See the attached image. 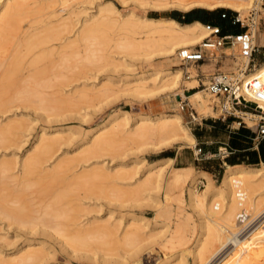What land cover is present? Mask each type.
<instances>
[{"label":"bare ground","instance_id":"1","mask_svg":"<svg viewBox=\"0 0 264 264\" xmlns=\"http://www.w3.org/2000/svg\"><path fill=\"white\" fill-rule=\"evenodd\" d=\"M44 1L46 0H0V111L5 106L19 101L24 106L31 105L46 113L48 117L56 115L65 102L62 99H54L50 93H47V90L67 85L74 78L83 75L89 68L93 67L92 69L97 68L98 70L104 67V63L108 61L106 55H103L101 45L105 44L103 34L108 24L117 26L132 36L144 35V42L127 41L119 45L121 48L138 51L150 47L153 51L149 55L159 53V56H164V62H174L177 60L176 55L179 51L202 44L204 39L211 35L210 31L199 22L180 24L171 18L152 19L134 12L121 16L113 8H100L96 16H87L88 18L83 20L84 23L80 31L76 32L74 41L65 42L52 51L43 50L35 53L36 47L42 44V39L38 36L26 35L21 31L19 18L27 14L32 6H39L38 4ZM173 1L184 12L195 7H202L206 9L229 8L242 14L249 8L252 0ZM141 3L145 6L166 9L171 7L172 2L170 0H141ZM54 37L49 36L51 39ZM120 47L118 48L121 49ZM130 52L134 54L133 51ZM252 74L264 80V64L256 68ZM124 83H128L126 91L131 96L160 94L164 103L169 102L167 98L170 95L178 103L179 95L173 94L178 85L183 84L187 89L196 87L191 77L182 81L179 71L165 74L155 72L150 74L148 79L135 77ZM103 87H105L103 93L111 92L110 87ZM82 94L78 99L80 103L92 104L97 99L92 93ZM181 97L184 95L181 94ZM187 99L201 111L214 109L202 91L193 92ZM222 103L223 108L230 109L228 103ZM233 112L242 113L238 110ZM129 124L128 118L114 114L107 124L90 133L87 139L89 146L81 148L74 157L64 159L49 170H45L43 165L50 162L62 143L66 144L68 141L66 137L61 136L66 132L65 130H56L52 135L42 129L31 151H27L28 153L22 160H18L17 157L14 160H0V218L5 219L8 226L17 225L26 229L28 233H42L53 237L65 251L70 249V253H75L80 248L84 249L95 243L99 248L112 253L119 248H128L129 251L125 252L127 255L133 252L129 253L128 257H136L143 247H141L142 220L131 218L126 230L120 236L117 232L121 222L110 225L106 221L93 228L77 225L73 229L69 226L70 223L78 220L74 216L78 207H75L76 204L72 205L73 200L70 197L78 193L77 190H83L86 194L96 189L98 191V186L102 184L99 183L101 180L111 179L109 174L101 173L103 170L86 172L88 174H84L83 171L82 175L80 173L78 176L73 174L72 178L68 177L79 162L86 163L104 154L115 155L114 147L120 141L133 142L151 138H157L161 142L193 141L191 134L182 124L181 118L174 112L161 113L154 118L141 116L132 125ZM24 128L20 120H11L4 124L0 122V150L4 152L12 147L15 148L14 151L20 150L22 142L19 132H22ZM12 156H15V152ZM17 163L20 175L14 176L11 172L16 168ZM128 172L121 170L110 176L115 177L116 175L118 179L127 178ZM198 181V177L193 172L177 174L169 181L164 179L161 169L149 168L144 172L138 189L139 187L143 189L142 191L139 189L141 193L162 191L161 200L156 199L155 201L159 209L165 207L167 201L172 200L193 210L198 208L200 216L209 215L210 217V223L206 222L202 226L200 235H195L198 238L193 243L190 241L195 234V227L191 228L187 224L191 217L186 216L184 221L179 217L172 232L167 226L166 235L165 233L160 234L164 238V241L160 242L163 250L172 251L178 248L177 264H186L185 258L188 256L192 257L191 264H264L263 255L252 254V252L264 251V209H262L264 206V168L252 170L226 165L222 183L229 205L222 215H220L223 209L221 192L210 193L212 185L206 177L205 190L199 194L196 191ZM118 191L113 190V193L109 191L114 195L102 192V196L106 195L104 197L109 201L112 196L113 201V198L120 194L124 198L128 194L129 199L127 200L134 206L139 203V199H135L137 195L139 198L138 191L126 193L123 190L120 194L117 193ZM206 199L209 208L208 211H203V203ZM246 217L250 220L244 224ZM40 243L38 246L30 241L26 242L16 250L14 257L9 259L0 257V264H42L45 260L42 253L44 244ZM36 246L38 248L35 249ZM172 256L174 253H170L161 264H170L168 260ZM116 257H120L119 254ZM103 263L111 264L107 260Z\"/></svg>","mask_w":264,"mask_h":264},{"label":"rangeland","instance_id":"2","mask_svg":"<svg viewBox=\"0 0 264 264\" xmlns=\"http://www.w3.org/2000/svg\"><path fill=\"white\" fill-rule=\"evenodd\" d=\"M170 1L172 2L170 8L158 9L149 5H143L141 0H67L63 2L59 0H46L38 4L39 6H32L27 14L21 15L19 18V25L21 31L25 32L26 35L38 36L42 39V44L36 47L35 53L43 50L52 51L65 42L74 41L78 33L77 31H80L79 29H81L82 23H84L83 20L92 15L96 16L97 10L100 8H113L121 16L129 12H134L137 15H143L152 19L169 18L172 10L184 12L174 4L175 1ZM203 9L216 11L217 13L224 9L229 10V12H234V10L229 8ZM239 17L244 23V26H241L240 23H237V26L242 30L249 26L250 30L254 33L253 43L258 46V50L254 54L253 61L256 64L260 63L255 67L256 69L264 63V0H261V2L260 0H252L249 8L243 11L242 14H239ZM122 19L125 18L122 17ZM50 35L55 37L51 39L49 38ZM103 36L105 44H102L105 46L101 45V50L104 53L103 55H106L105 57H107L108 62L106 61L107 63H104L102 61L104 63L102 69L96 70L97 68H89L83 75L74 78L75 80H71L67 85L47 90V93H50L51 97L54 99H62L65 102L61 109L56 112V115H49L48 117L46 113L35 109L31 105L24 106L19 101L5 106V108L2 109L3 111H0V122H2V124L8 121L10 122L11 120H20L25 127L22 132H19V137L22 142L20 150L14 151V147L4 152L0 150V160H14L15 157H17L18 160H22V158L31 151L36 142L37 135L42 129L52 135L56 130H65L66 132L61 136L66 137L68 142H66V144L62 143L50 162L43 165L45 170H49L64 159L74 157L81 148L89 146L90 143H88L87 139L90 133L98 127L107 124L114 114H120L122 117L125 116L129 119V125H132L133 122L141 116L154 118L161 113L174 112L181 118L182 124L191 134L193 141L161 142L157 138L133 142L120 141L116 143L114 147L116 152L115 155L104 154L98 158L90 159L86 163L83 161L79 162L76 168L68 175V177L72 178L73 174H77L78 176V174L81 173L82 175L83 171L85 174L86 172L91 173V171L100 170H103L102 172L100 171L103 174H109L111 179H105V181L101 180L99 183L102 184L100 187L98 186V191L96 189L94 190L95 192L92 191V193L88 192V194H86L83 190H75L78 193L74 194L70 199L73 200L72 205L76 204L75 207H78V211L74 212V216L78 220H75L74 223L72 222L73 224L70 223L71 225L69 224V226L73 227V229L77 225L78 227L84 226L86 228H93L98 224L106 223V221L110 225L121 222L117 232V235L120 236L126 230L128 221L131 218L142 220L141 225L143 229L141 231V239H143V241L141 247H143L136 257H128V255L133 253L131 251V253L129 252L130 254L128 253L127 255L125 252L129 251L128 248H119L115 253H112L109 250L105 251L99 248L95 243L91 244L89 247H84V249L80 248L75 253H70V249H68L69 251H65L53 237L42 233H28L26 229L18 227L17 225L8 226V222L0 218L1 258L9 259L14 257L16 250L30 241L35 245L43 242L44 250H42V253L45 256V260L42 264H104V260H107V262L111 264H161L165 258L169 257L170 253H174V256L169 259L170 261L168 260V263L177 264L178 248L172 251H164V248L160 244V242L164 241V238L161 237L160 234L167 231V226L172 232L179 217L183 218L182 220L184 221L186 216H190L191 220L187 222V224H189L191 228L195 227V234L191 237L190 241V243H193L200 235L202 226L205 225L206 222H209L210 217L209 215L200 216L198 214V208L193 210L188 206L180 205L172 200L167 201L166 206L159 209L155 205V201L156 199L159 201L161 200L162 191L156 193H141L140 191L143 189H140V187V191L138 189L144 172L149 168L161 169L163 170V176L166 181L174 178L177 174L183 175L187 172H193L199 180L196 183V191L199 194L205 190L206 177L209 178L212 185L210 193L221 192L223 197V209L220 214L222 215L225 208L229 205L227 193L222 183L226 165L238 166L239 168H250L252 170L264 168V160H259L258 163H248V159L242 157V155H247L248 151H232V149L228 148L227 151L232 152L225 155L226 153H222L223 149H216V145L219 143L213 141H223L226 135L225 130L222 128L217 126L215 128L207 127L206 130L204 129V117L208 118V120L215 119L219 122L234 121L233 123L230 122V124L234 126H237L236 122L239 121L240 118H243L251 125L249 117L243 112H233L240 118H236L234 115H227L223 118L221 112L227 110L228 107H225L226 109L223 108L221 105L222 101L209 97L202 84V82L205 83L208 81L210 75L218 68L220 70L233 69L235 65L234 60L231 56L224 59L223 53L230 52L236 55L239 52L238 47L225 48L224 46L216 50L215 53L218 56L216 60L218 62L215 63L214 60L204 62L201 67L203 74H199L200 81H197L194 77L196 73L195 68L189 65H182L177 55V60H174V62H164V56H159V53L149 55V53L153 51L150 47L135 51L123 49L119 46L120 44H125L127 41L144 42V35L132 36L129 32L120 30L117 26H112V24H108ZM198 47L199 44L190 49H196ZM130 51H133L134 54ZM185 70L188 71V77H191L196 85L194 90L189 93L192 94L196 91H202L207 101L214 108L213 110L201 111L191 102L187 101L188 99H186V102H189L187 110H180L179 104L173 99L172 95L167 98L169 102L164 103L160 94H150L151 96L145 95L140 97L131 96L130 93L126 91L128 83L124 82L133 80L135 77L148 79L149 75L155 72H162V74H165L166 72L179 71L182 81H184L188 78L185 77ZM63 73L70 75L67 72ZM103 86L110 87L111 92L103 93V89L105 88ZM185 88L183 84H180L177 86V89L173 91V94H178L179 96L183 94L187 98L190 94L186 95L184 93ZM82 93H85V95H87V93L88 95L92 93L97 99L94 103H90L91 105L80 103L78 99L80 94L83 95ZM179 96L177 97L178 100ZM224 103H227V101L225 100L222 104ZM190 107H192L195 114V120L191 119V116L188 114ZM199 119H203V128L201 130L196 121ZM246 129L250 131V129ZM251 145L252 144H249L248 146ZM205 146H208V149ZM198 147L201 148V152L196 155L195 152ZM207 150L210 152H207ZM252 150L256 149H250V151ZM13 152H15V156H12ZM18 165L17 163L16 168L11 172L14 176L20 175V168ZM121 170L129 171L127 174L128 177H125L126 179H118L116 175L115 177L110 176V174L114 175ZM112 189L114 191L121 190L120 192L124 190L123 192L126 191V193L129 191H138L139 198H137V195L135 199H139V203L134 206L132 202L127 200L129 199V197H127L128 194L126 195L127 198H124L119 191L117 193H119L120 196L117 193L116 195L122 198L119 199L116 198L118 196H114L115 198H113L114 200L112 201V196L110 197L113 193ZM108 190L112 191V193ZM102 192L103 194H107V192L111 193L108 195L111 201L105 198L106 195L102 196ZM217 200L220 201L221 199ZM203 207V211H208L209 205L207 199L204 201ZM262 209H264V206ZM249 220L250 218L246 217L244 224L249 222ZM195 235L198 236L195 237ZM34 248L36 249L38 247L36 246ZM117 254H119L120 257H116ZM252 254L264 256V251L252 252ZM191 258V256L185 258L186 264H191ZM262 262H264V257Z\"/></svg>","mask_w":264,"mask_h":264},{"label":"built area","instance_id":"3","mask_svg":"<svg viewBox=\"0 0 264 264\" xmlns=\"http://www.w3.org/2000/svg\"><path fill=\"white\" fill-rule=\"evenodd\" d=\"M220 18H231L233 24L240 23L244 26L239 13L229 12L224 9L219 12ZM206 30L210 31L211 35L204 39L202 44L196 49L181 50L177 56L180 63L184 66H193L196 70L194 75L197 81H200L199 74H203L201 69L202 65L206 61L214 60L218 61V57L215 53L219 48H232L238 47V54L234 55L229 53H223L224 59L231 56L234 60V67L230 70H220L219 68L213 72L208 81L204 85V90L212 99H218L224 102L225 100L230 105L229 110H223L221 112L222 117L227 115H234L236 118H240L233 113V110L242 111L249 120V125L243 118L237 121L238 126H244L252 132V147L257 148L259 142L264 138V80L257 78L253 75L256 64L254 60V54L258 50V46L253 43L254 33L247 26L244 30L236 34H222L221 27L212 23H204ZM264 57V48H263ZM264 62V61H263ZM199 69V72H198ZM185 77L189 76L187 70H185ZM195 88V87H194ZM194 88L184 89V93L189 95V92ZM186 97L179 96V109L187 110L189 102H186ZM188 101V100H187ZM220 103V102H219ZM188 114L191 119L195 120V114L190 107ZM222 153H230L227 151V147L224 146ZM201 148L198 147L195 154H199Z\"/></svg>","mask_w":264,"mask_h":264},{"label":"crops","instance_id":"4","mask_svg":"<svg viewBox=\"0 0 264 264\" xmlns=\"http://www.w3.org/2000/svg\"><path fill=\"white\" fill-rule=\"evenodd\" d=\"M218 13H217V15H218ZM194 22H199V21L196 20ZM218 22L222 26V34H236V33H239V32L242 31L237 25L229 24V20L228 19H218ZM199 23H201V22H199ZM206 23L214 24L213 21H209V20L206 21ZM202 24L204 25V23H202ZM203 119L205 121L204 122V129L205 130L207 129V127H214L215 128V127L218 126V127L222 128L223 130H225V132H226V135H225V138H224L223 141H220V140L213 141L215 143H219L218 145H216L217 146L216 149L226 146L227 148L232 149V151L233 150L244 151V150L256 149L254 151H256L258 153V145L259 144L257 145V148L252 147V145L248 146L249 144H252L251 141H252V135L253 134L250 131H248L244 126L231 125L230 122L233 123L234 121L219 122V121H217L215 119H209L208 120V118H206V117H204ZM203 119L196 120L197 121V125H199V129L200 130L203 128L202 127L203 126V124H202ZM232 140L236 141V142L238 141L239 148H241V149H237L236 146H234V149H233L232 142H231ZM205 147L208 149V146H205ZM207 152H210V151L207 150ZM258 158H259V160H261L259 155H258Z\"/></svg>","mask_w":264,"mask_h":264},{"label":"trees","instance_id":"5","mask_svg":"<svg viewBox=\"0 0 264 264\" xmlns=\"http://www.w3.org/2000/svg\"><path fill=\"white\" fill-rule=\"evenodd\" d=\"M169 18H171V19H173V20H175L181 24L192 23L196 20H198L201 23H206V21H208V20L213 21L214 24L219 25L221 27V32H222V26L219 24L218 19H228L229 24L237 25V24L232 23V19L230 17L229 18H220L219 13L217 15L216 11H208V10H205L203 8H193V9L186 11V12H180L178 10H172L170 12ZM231 142H232L233 147L236 146L237 149H241V148H239L238 141L236 142V141L232 140ZM258 147H259L258 153L254 150H252V151L244 150V151H248V152H247V155H242V157L248 159V163H258V161H259L258 155H259L261 160H264V139L259 142Z\"/></svg>","mask_w":264,"mask_h":264}]
</instances>
